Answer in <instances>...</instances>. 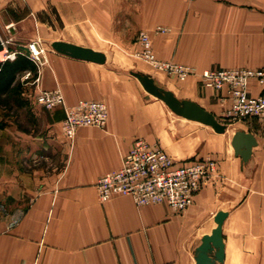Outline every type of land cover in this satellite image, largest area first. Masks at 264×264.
<instances>
[{"label":"crops","instance_id":"0c3cea01","mask_svg":"<svg viewBox=\"0 0 264 264\" xmlns=\"http://www.w3.org/2000/svg\"><path fill=\"white\" fill-rule=\"evenodd\" d=\"M62 18L80 31L96 26L106 43H118L122 29L144 31L160 60L198 71L264 69V0H64ZM159 27L167 32H158ZM58 41L82 46L80 40ZM83 47L107 57L103 49ZM45 59L40 83L24 80L26 71L12 87L19 102L0 103V171L13 172L0 175V264H196V250L217 227L221 211L228 213L223 264H231L228 222L248 219L250 205L264 202V121L226 124L227 132L217 134L169 116L135 77L109 70L107 62L99 65L56 51L45 52ZM31 72L36 77L37 69ZM171 86L174 94L226 120L229 103L221 101L222 92L204 88L195 77ZM57 87L69 106L105 102L106 128H81L71 144L62 131L63 108L49 111L31 100L32 94ZM250 92L257 96L263 88L251 81ZM10 109L22 115L21 122L31 121L34 134L20 127ZM238 131L253 134L258 142L247 162L235 156L231 145ZM138 138L159 145L177 161L211 157L217 162L184 212L163 204L138 207L123 195L101 201L98 180L121 167ZM29 157L35 162L31 169L25 163Z\"/></svg>","mask_w":264,"mask_h":264},{"label":"built area","instance_id":"2783aa9c","mask_svg":"<svg viewBox=\"0 0 264 264\" xmlns=\"http://www.w3.org/2000/svg\"><path fill=\"white\" fill-rule=\"evenodd\" d=\"M11 27L12 25H9L8 29ZM157 31L165 33L167 29L159 27ZM139 39L142 45L141 57L151 61L154 66L180 81L198 76L205 88L222 92L221 101L229 103L224 111L228 122L264 121V91L257 96L250 92V82L253 80L264 89V70L233 68L198 72L186 65L160 63L153 58L149 35L142 32ZM2 43L7 49L9 42L2 39ZM26 49L27 56L37 67V75L35 77L31 71H27L24 80H34L38 84L41 81V68L47 63L46 51L37 42L30 43ZM18 54L25 53H8L6 50L5 59L1 63L14 61ZM32 95L31 100L46 110L63 108L65 117L62 121V131L71 144L79 129H104L108 124L109 111L104 102L82 100L74 106H69L59 87L54 90H41ZM216 167L217 162L211 157L177 161L159 145L138 138L123 157L121 167L100 177L97 190L103 202L116 195H123L132 197L138 207L163 204L181 213L191 206L194 197L210 180Z\"/></svg>","mask_w":264,"mask_h":264},{"label":"rangeland","instance_id":"374dc122","mask_svg":"<svg viewBox=\"0 0 264 264\" xmlns=\"http://www.w3.org/2000/svg\"><path fill=\"white\" fill-rule=\"evenodd\" d=\"M63 7L64 0H0V37L4 41L9 42L6 49L8 53L20 52L27 55L28 51L26 47L33 42L39 43L47 52L54 51L52 43L55 41L62 39L80 40L82 41L80 43L82 46L85 45L103 49L107 54L106 66L111 71H121L131 77H133L130 74L131 72L146 74L152 77L158 86L167 90H170L172 88L171 85L175 82L182 83L187 81H180L175 76L154 66L148 59L141 57L142 45L139 37L144 31L134 32V29L131 28L122 29L119 37L120 41L118 43H106L103 41L104 37L102 33L96 26L92 27L89 25V31L85 29L80 31L79 29L76 30L75 28H71L69 25L66 26L62 18ZM9 25H12L10 29H8ZM151 49L153 58L156 62L178 64L173 61L160 60L155 55L152 42ZM44 66H47V63ZM192 68L198 71L195 67ZM192 77L198 78L200 82L198 76ZM136 81L139 83L143 93H146L142 84L137 79ZM175 94L179 99H185L183 94L178 92H175ZM149 97H151L153 101L161 103L169 116L177 121H184L173 114L162 101L153 96ZM2 102L8 105L14 102L17 104L19 99L13 94H9L6 98L0 99V103ZM8 111L9 114H13L14 117L18 116L20 127L24 128V131H28L31 135L34 134L31 130L35 127L31 125L30 120L21 122L20 118L22 115L18 113L17 110L13 111L10 109ZM219 121L223 124H234L222 118ZM29 146L31 147L32 143H29ZM11 160L15 165L16 158L12 157ZM25 163L30 169L35 164L30 157L26 158ZM3 174L11 176L13 172L8 171L6 173L0 171V175ZM250 209L252 211L248 219H246V217L242 219L238 218L236 221L228 222L226 226L225 239L228 244L229 253L232 256L231 264H264V202L257 204L253 203L250 205Z\"/></svg>","mask_w":264,"mask_h":264},{"label":"water","instance_id":"95a60500","mask_svg":"<svg viewBox=\"0 0 264 264\" xmlns=\"http://www.w3.org/2000/svg\"><path fill=\"white\" fill-rule=\"evenodd\" d=\"M52 48L57 53L76 60L99 65H104L107 62V57L104 53L92 48L64 41L53 42ZM3 49L2 39L0 37V52ZM130 74L142 84L148 94L162 101L176 116L208 126L217 134H225L227 132L228 127L226 124L221 123L213 113L204 109L196 102L187 99H179L172 91L158 86L155 80L146 74L139 72H131ZM231 145L234 149L235 156L241 157L244 162H247L251 158L253 148L258 145V142L253 134L238 131L234 134ZM227 217L228 213L226 212L221 211L217 213L215 217L217 227L212 231L211 235H206L202 238L201 245L196 250V264L224 263L225 243L223 225Z\"/></svg>","mask_w":264,"mask_h":264},{"label":"trees","instance_id":"16d2710c","mask_svg":"<svg viewBox=\"0 0 264 264\" xmlns=\"http://www.w3.org/2000/svg\"><path fill=\"white\" fill-rule=\"evenodd\" d=\"M36 69V65L25 54H18L14 61L7 60L0 63V95L11 94L18 77L26 71H36Z\"/></svg>","mask_w":264,"mask_h":264},{"label":"bare ground","instance_id":"6f19581e","mask_svg":"<svg viewBox=\"0 0 264 264\" xmlns=\"http://www.w3.org/2000/svg\"><path fill=\"white\" fill-rule=\"evenodd\" d=\"M5 51H6V48H4L1 52H0V61H4V59H5V55H4V53H5ZM184 120H186V119H184ZM196 123V122H195ZM200 124V123H199ZM212 129V128H211ZM233 148V147H232Z\"/></svg>","mask_w":264,"mask_h":264}]
</instances>
